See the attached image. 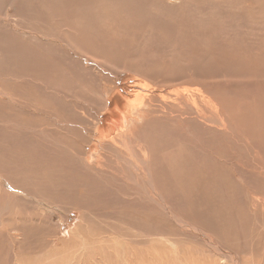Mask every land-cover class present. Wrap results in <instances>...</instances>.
Returning a JSON list of instances; mask_svg holds the SVG:
<instances>
[{"label": "rangeland", "instance_id": "374dc122", "mask_svg": "<svg viewBox=\"0 0 264 264\" xmlns=\"http://www.w3.org/2000/svg\"><path fill=\"white\" fill-rule=\"evenodd\" d=\"M173 1L169 3L167 0H0V30L17 35L11 30L15 28L19 31L40 34L39 36L47 40L49 38L42 34H57L58 36L54 37L62 41L63 38L59 36L65 34L60 29L66 27L69 30V37L76 44L81 43L80 46L84 45L87 48L84 50L80 47L77 49L72 47V49L76 55L87 59L90 65L83 61L85 66H91H83L89 68L84 69L80 65L84 72L79 71L81 75L78 78L83 80V84L76 85L77 91L74 92L76 95L71 100L77 104L79 115L61 109V106L55 105L54 103L57 102L48 96L34 98L30 89L29 95H21L24 97L21 99L30 101L31 105L34 100L39 101L38 103L46 108L47 111L44 109V112L42 111L46 114L42 112L39 115L21 114L15 120L10 110L6 108L10 106V102L0 98L1 129L13 144V150H18L19 159H27L34 155L35 146L46 145V140L40 138L38 134L40 132L48 139L57 141L66 149L82 156L84 150L88 149L85 156L91 162L98 153H102L104 157V151L107 150V145L110 146L109 141L114 136L111 134L122 127L126 117L130 115L139 121V116H135L136 113H133L132 108L145 98L142 105L136 107L137 112L141 108L145 109L147 119V124L142 125L140 130L142 129V134L145 130L157 132L156 138L161 142L162 140L167 142L164 147L156 146L159 155L152 164L154 167H161L163 174L166 175L161 176V180L169 183L168 186L163 187L165 196H169L173 202L179 204L184 219L205 228L213 235L211 237H214L215 241H211L212 245L229 254V264H238V262L264 264V15L262 14L264 2L263 0ZM69 9L72 10L73 16L65 17ZM76 10H81L82 17L79 18ZM88 11L93 16L89 21L83 18L87 17L85 13ZM37 12L39 15L36 14ZM32 14L34 15L31 16ZM115 14L124 16L120 24L123 27L117 24L120 29H125L126 34L124 30L120 34L123 37L119 34L113 37L110 32L106 34L105 31L100 32L97 29L108 25L117 17L108 19L109 21L102 24H97L98 21ZM55 25L59 27V33L54 30V28L57 30ZM258 25L261 26L257 28ZM74 34L76 38L73 37ZM241 46L246 48L243 49ZM10 56L16 59V54ZM22 61L20 67H29V64H26L28 58L23 57ZM15 66H18L17 62ZM0 72V88L6 89L9 98L11 96L14 99L19 98L11 89L13 85H10V88L3 81L11 84L13 81L21 82V79H14L11 68L1 55ZM71 72V68L66 74L59 70L61 78L58 79V83L69 82L72 85L74 76L70 78L67 76ZM104 91L110 95L107 96ZM188 94L206 96L204 101L217 104L218 112L228 122L225 127L215 133L214 129L205 127L201 129L194 120L197 115L192 114L190 118L185 108L171 103V100ZM170 95L171 100L168 98ZM50 100L52 102H49ZM131 101H134V104L126 109V104ZM210 102L207 104L208 108L205 103L208 109L207 116L212 112ZM106 108L109 110L105 111ZM13 120H18L19 123L23 121L21 123L24 129L34 132L30 134L31 137L28 136L27 145L17 137L18 125ZM87 120L90 122L98 120L99 132H105L106 137L101 138L97 133L88 143L85 138L88 135L86 127H89ZM157 121L160 123L158 124ZM190 124H194V127ZM125 126L131 127L128 124ZM197 128L198 130L195 131ZM192 132L195 133V137L185 140L184 135L187 137ZM202 150L205 154L204 159L201 158ZM194 164L197 166H193ZM9 172L13 179L23 186L30 183H38L41 186L48 184L52 187L49 192L58 196L53 164L39 161L35 165L13 167ZM115 172L117 178L114 179V187L108 197L121 200L122 205L111 207L106 198L98 195L101 192H96L97 199L105 202L106 209L96 201L92 216H86L94 233L108 232L126 238L138 236L139 241L142 240L143 248L154 244L155 239L165 243L166 239L170 238L179 251L188 254L193 252L194 262L202 263L204 260L203 264H208L210 254H202V248L193 242L196 240L212 255L217 258L221 256L205 242L204 238L192 231L179 226H170L166 221L161 223L158 217L155 220L146 219L144 214L153 213L151 206L147 205L137 193L143 195L147 193L143 183H139V186L134 185L124 179L121 169ZM26 174H31L33 177L27 178ZM68 174L73 173L68 171ZM169 187H171L170 191ZM47 193L48 191L41 192L45 197ZM48 196L52 197L51 194ZM53 199L54 197L50 198V201L53 202ZM10 205L12 211L8 212L9 215L15 211L14 208L18 209L15 213L18 215L15 217L16 221L5 222L0 229V264H37L42 261L50 264L54 260V255L58 256L59 252H65L64 258L67 257L63 259V264H82V261L85 263L89 260V258L84 260L79 258L81 262L79 263L75 254L81 251L78 248L73 250L70 246L68 232L70 228H74L80 217L78 210L61 211L60 208L61 210L49 212L40 209L29 204L25 199L11 196L8 189L0 182V207ZM112 209L114 211H111ZM111 213H116L119 220L116 221ZM135 216H139L140 221L135 220L133 218ZM3 217L5 216H2V219ZM6 219L11 220V217L8 216ZM140 222L145 226L147 222L160 227L161 232L156 237H148L146 232L140 236L141 231L137 226ZM134 224L136 225L133 227ZM199 229L201 231L198 234L204 236V229ZM185 232L191 234L193 239ZM16 233L20 234L19 238ZM160 242L156 244L159 245ZM61 243H64V246ZM135 246L136 243L133 244V247ZM71 249L75 253H72ZM172 256L170 255V262H175ZM73 258L75 261L77 258V263ZM224 258L225 256L223 260Z\"/></svg>", "mask_w": 264, "mask_h": 264}, {"label": "bare ground", "instance_id": "6f19581e", "mask_svg": "<svg viewBox=\"0 0 264 264\" xmlns=\"http://www.w3.org/2000/svg\"><path fill=\"white\" fill-rule=\"evenodd\" d=\"M167 1L169 3L174 2L173 0H167ZM263 2H264V0H263ZM84 3L86 4V2H84ZM113 6H116V5H113ZM10 7H11V5H10ZM259 7H261V6H259ZM72 10H73V8H72ZM72 10L69 9V12H67V14H65L66 15L65 17L73 16ZM94 10H95V8H94ZM90 11L85 13L87 17H83L87 21H89L91 19V17H93ZM76 12H77V15L79 16V18L82 17L81 10H76ZM36 14L39 15V12H37ZM103 14H104V12H103ZM260 14H261V12H260ZM262 14L264 15V13H262ZM33 15L34 14H32L31 16H33ZM211 15L212 14H210V16ZM113 17H117V19H113L108 23V25H106L104 27H99V28L97 27V29L100 32L105 31L106 34H108L110 32L112 34V36L115 37L116 35L118 36V34L120 35L121 33H123V30L125 33V29H123V28L120 29L117 26V24H119V25L122 24L121 19L124 17L123 14H115V15L107 16L106 19H104L102 21H98L97 24L105 23V22L109 21L108 19H111ZM101 19H102V17H101ZM68 20H69V18H68ZM213 20H215V18H213ZM76 22H77V20H76ZM78 23H79V21H78ZM78 23H77V28L79 25ZM80 24H81V22H80ZM253 24H254V22H253ZM221 25H223V24H221ZM254 25H256V24H254ZM55 26H56L58 31L55 28H54V30L59 33V27H57V25H55ZM83 26H80V28H82ZM120 26L123 27L122 25H120ZM260 26L258 25L257 28H259ZM90 28H93V27H90ZM250 28H253V27H250ZM11 30L15 31L17 33V35L12 34L9 31L7 33H5L2 29L0 30V55H1L2 59L7 62V65L11 68L12 73L14 75V79H21V82L17 83V82L13 81V82H11V84L8 82H5V81H3V82L5 84H7L9 87H10V85H13V88H11V87L10 88L14 91L15 95L19 98L14 99L13 96H11V98H9L7 96L8 92L6 91V89H1V88H0V98L5 102H10V106H6V108L10 110V114L12 115V117L16 120V117L20 116L21 114L36 115V113H37L39 115L43 111L44 108L42 105H40L38 103L39 101L37 102L36 100H34L33 105H31L30 101L26 102V101L21 99V97H22L21 95H29L30 89L32 90V94H33L34 98L36 97L38 99V98H41L43 96L44 97L48 96L54 102H57L54 104L55 105L59 104L61 106V109L63 108L65 111H67L70 114L78 113V115H79V111L77 109V104H75L71 100L74 99V95H76V94H74V92L77 88L76 85L83 84L82 83L83 80L78 78L81 75V74H79V71H82L80 68V65L82 67L83 66L84 67H91V66H85L84 62L89 64V62L86 61L87 59L76 55V52H74L72 47L75 49H77V47H80L84 50L87 48H85L84 45L80 46L81 43L76 44L69 37V35H68L69 30H67L66 27L65 28L63 27V30L60 29L61 32L65 34L64 36L63 35L59 36V37L63 38L62 41L59 40L58 38L54 37V36H58L57 34H48V33L42 34V36L49 38V40H47V39H44L41 36H39L40 34L38 35L36 33L34 34V33H30V32L28 33L25 31H19L18 29H15V28H11ZM89 30H91V29H89ZM71 31H72V29H71ZM256 31H258V30H256ZM70 34H71V32H70ZM75 34L73 35V37L75 36ZM82 34H84L83 31H82ZM4 36H7V37H4ZM94 36H95V34H94ZM120 36L123 37L122 35H120ZM76 37L77 36H75V38ZM124 37H126V36H124ZM244 47H242V48L245 49L246 47L245 48ZM88 48H90V47L88 46ZM13 54H16V56H15L16 59H12L11 56L9 57V55H13ZM23 57L28 58V63H26V64H29V67H20L23 64V61H22ZM16 62L18 63L17 67L15 66ZM50 63H51V65H50ZM70 68H71L72 72L67 76L69 78L71 76H74V82L72 83V85H70L69 82L64 83V84L58 83V79L61 78V76L59 75V70H62V73L64 72L66 74ZM5 69H6V67H5ZM84 69H89V68H84ZM82 72H84V71H82ZM104 93L106 94V91H104ZM106 95L109 96L110 93H107ZM191 97H194V98H191ZM22 98H24V97H22ZM168 98L171 100V95L168 96ZM190 99H192V100H190ZM205 99H206V96L205 97H203V96L199 97L197 94H195V95H189L188 94L186 96H182V97L171 100V103L175 104V105L177 104V106L185 108L187 110L186 114H188L190 116V118H191L192 114L197 115L196 118H194V117L193 118H194L195 122L198 123V125L196 123H195V125L199 126V128H201V127L210 128V129H214V131L212 130L214 133L218 132V131H220V129L224 128L225 124L228 122L225 121L222 118L221 114L218 112V109H217L218 106H216L217 104L213 105L210 101H204ZM213 99H212V102L214 101ZM52 100H50L49 102H52ZM46 101H47V99H46ZM143 101H145V98L143 100L139 101L138 104L132 108L133 113H136L135 116L136 115L139 116V121H137L136 117H132L130 115L128 117H126L123 121V125H122L123 128L121 127L122 129L120 128L115 133L111 134V135L114 134V136L111 139V141H109L110 146L107 145V147H106L107 150L104 151V157H103L102 153H100V154L98 153V155H95L93 157L94 159L91 162L88 160L87 156H85L88 149H87V151L84 150V156H82L80 154L74 153L73 151H70L69 149H66L59 142L52 141V140L48 139V137H46L44 135V133H40V132L39 133L37 132V133L39 134L40 138L46 140V143H45L46 145L41 144L42 146L40 147V144H39V146H35V154L34 155L30 156L27 159H19L18 156H20V154H19L18 150L17 149L13 150V144L7 138V136L3 133L2 129H1V125H0V182L4 185V187L6 189H8L11 196H13L15 198L25 199L29 204L34 205L36 207H39L40 209H46L49 212H52L54 210H59L60 208H62V210L60 209L61 211L66 210V209L78 210L80 217L77 220V222L74 224V226H73L74 228H70V230L68 232L69 233L68 236H69V240L71 241L70 246L73 247L72 249L74 250V248H78L81 251L80 252L78 250V252H80V253H76L75 256L78 259L82 258L83 260H84V258H86V259L89 258V260L86 261L85 263L82 261V264L83 263L84 264H203L204 260L202 261V263L201 262H194L193 252L192 253L189 252V254H188V253L179 251L176 244L173 241H171L170 238L166 239L165 243H161L158 239H155L156 241L154 240V244H152L149 247L143 248V246L141 245L142 240L140 242L139 241L140 239L138 238V236H137V238H131L128 236L126 238V236L119 237L117 234H111L108 232L96 234L91 230L92 228H91L90 224L87 222L86 216H88V215H90V217L92 216V212H93L92 210H94V205H95L96 201H98L100 203V206L105 207V209H106L105 202L103 200L97 199L96 192H101V193H98V195L106 198L107 203L111 207H115V205H117V204L122 205L121 200H119L117 198L108 197L109 192H111V190L114 187V179L117 178L115 171H118L119 169H121V172L124 176V179L126 181H128L129 183H132V184L137 185V186H139V183H143L144 189L146 190L147 193L144 195L140 192H137V193L144 200V202H146L147 205L151 206V211L153 213L150 215L144 214L146 216V219L155 220L158 217L160 219L161 223L163 221H166V222H168V224H170V226H172V225L179 226L185 230L192 231V232L196 233L198 236L204 238L205 242L207 244H209L213 248L214 251L219 252V254H221V256L219 258H217L216 256L212 255L208 250H206L201 243L194 240L193 242L202 248V254H205V253L210 254L209 255L210 262L208 264H229L230 263L228 260L229 254L224 253L223 251H220L216 246L212 245L211 241H215L214 237L213 238L211 237L212 234H210L208 231H206L205 228L196 226L192 223H189L186 219H184L182 213L180 212L179 204H176L175 202H173L169 196H165V192H164L163 187L168 186L169 183L166 180H161V176L164 175L163 174L164 171L162 170V168L161 167H154L152 164L156 159H158V155H159L158 154L159 151L156 150V148H157L156 146L164 147V146H166L167 142H164L163 140L161 142L159 139H157L156 134H155L157 132L152 133L150 130H147V131L145 130V133L142 134V131H141L142 129L140 130V128L142 125L147 124V119L145 118V113H144L145 109L141 108L140 111L137 112L136 107H140L142 105ZM208 102H210V104L212 106L211 107L212 112H211L210 116H207V114H206V111L208 110L207 109L208 108V105H207ZM205 103H206L207 108L205 106ZM41 104H44V103H41ZM133 104H134V101L127 103L126 109H128V107L130 105H133ZM151 106H153V105H151ZM148 107H150V105H148ZM147 108H146V110H147ZM222 108L223 107H221V109ZM33 109H35L37 111H35ZM219 109H220V107H219ZM55 110H56V108H55ZM107 110H109V108L105 109V111H107ZM45 111H47V110H45ZM57 111H59V110H57ZM48 112H50V111H48ZM58 113H60V112H58ZM43 114H46V113H43ZM61 114H63V113L61 112ZM54 115H55V112H54ZM69 116H72V115H69ZM83 116H85V115H83ZM30 117H32V116H30ZM59 117H60V115H59ZM127 118H128V120L126 121ZM53 119H55V118H53ZM66 119H68V118H66ZM15 120H13V121L18 125V128L16 130V135L20 141H22L25 145H27V142L29 141L28 136L30 134H32L33 131L31 132L29 130L24 129V126L21 123L23 121L20 120L21 121L20 122L21 124H20L19 122H17L18 120L17 121H15ZM68 121H69V119H68ZM97 121L95 120V121L90 122V120H87L89 127H86L88 135H86L85 138L87 139L86 141L88 143L91 142V140L95 137V135L97 133L101 138L106 137L105 132H103V131L99 132L100 123H98ZM150 122H152V121H150ZM160 122L157 121L158 124ZM155 123H156V121H155ZM125 124H128L131 127H127V126H125ZM151 124H153V122ZM161 124H163V123H161ZM25 125H27V124H25ZM83 125H85V124H83ZM190 125L193 126L194 124H190ZM53 126H54V124H53ZM35 127H38V126L35 125ZM38 128H40V127H38ZM195 128H196V126H195ZM62 130L63 129H61V131ZM197 130H198V128L195 131H197ZM73 131H74V129H73ZM62 133H63V131H62ZM180 136H182V135H180ZM30 137H31V135H30ZM166 137H168V136H166ZM192 137H195V133H193V132L189 133L187 137L184 135L185 140H188ZM6 145L8 147H5ZM200 145L202 146L201 143H200ZM202 152H203V150H202ZM201 155L203 156L201 158L204 159V155H205L204 152ZM255 158H256V156H255ZM208 159H210V158H208ZM39 161L48 162L50 164H53V166L55 167L54 173H56V182H57L56 193L58 196H55L54 194L49 192L52 189V187L49 186L48 184H44L43 186H41L38 183H36V184L30 183L27 186H23V185L19 184L18 182H16L13 179L11 172H9L10 169L13 167H19L21 165H35ZM258 162H260V161H258ZM193 166H197V164H194ZM48 168H49V165H48ZM184 170H188V169L184 168ZM68 171H70L73 174L72 175L68 174ZM25 176L27 178L33 177V176H31V174H26ZM164 176H166V175H164ZM105 179H106V181H105ZM170 189H171V187H169V191H170ZM42 191H45V192L48 191L46 197L41 194ZM49 194H51L52 197H54L53 202L50 201V198H52V197H49L48 196ZM213 197H215V196H213ZM16 201L19 202L18 200H16ZM32 203H36V204H32ZM55 203H58V205H54ZM60 205L62 207H60ZM10 210H11V205L0 207V229H1V227L4 226L5 222H11L13 220L16 221L15 217L18 214H15V213L18 212L17 211L18 209L16 210L14 208L15 211L9 215L8 212ZM111 211H114V210L112 209ZM13 214H15V215H13ZM103 214L105 215V213H103ZM110 215L113 218H115L116 221L119 220L117 218L119 216H117L116 213H114V214L111 213ZM2 216H5V217H3V219H2ZM8 216L11 217V220L6 219V218H8ZM179 216H181L182 218ZM133 218L135 220L138 219L137 221H140L139 216H135ZM146 224H147L146 226L143 225L142 222L137 224L138 229H140V231H141L139 233L140 236L142 234H144V232H146L148 237L149 236L156 237L157 235H159L158 233L161 232L160 227H156V226L149 224L147 222H146ZM135 225L136 224H134L133 227ZM199 228L204 229V232H205L204 236L199 235L200 231H201ZM112 230H113V228H112ZM97 232H98V230H97ZM185 234L187 236L191 235V234L189 235L188 232H185ZM16 236H17V238H19L20 234L16 233ZM55 238H57V237H55ZM143 239H146V238H143ZM59 241H60V239H59ZM151 241H153V239ZM156 242H160V244L158 245V243L156 244ZM64 243H65V246H67L66 242H64ZM64 243H61V244L64 246ZM134 243H136L135 247H133ZM143 243H144V241H143ZM0 249H1V247H0ZM65 249H67L68 255H69L68 248L66 247ZM72 249L70 251L72 253H75ZM170 255H173L172 257H173V259H175V262H170ZM54 256H55L54 260H53V262H50V264H63L64 263L63 259H67V257L64 258L65 252H59L58 256L57 255H54ZM223 256H225L224 260H223ZM68 258L70 259L69 256H68ZM77 258H76V261H75V258H73L75 263H77ZM195 258H198V257H195ZM218 259L221 261H217ZM198 260H199V258H198ZM64 261L66 262V260H64ZM200 261H201V259H200ZM78 262L81 263L80 259ZM37 264H45V261L39 262ZM238 264H240V263L238 262Z\"/></svg>", "mask_w": 264, "mask_h": 264}]
</instances>
